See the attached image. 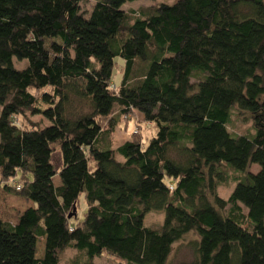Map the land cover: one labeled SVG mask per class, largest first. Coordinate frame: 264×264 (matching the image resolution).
I'll use <instances>...</instances> for the list:
<instances>
[{
    "label": "trees",
    "instance_id": "trees-1",
    "mask_svg": "<svg viewBox=\"0 0 264 264\" xmlns=\"http://www.w3.org/2000/svg\"><path fill=\"white\" fill-rule=\"evenodd\" d=\"M92 1L84 12V0H0V201L31 204L15 224L0 218V264H59L69 245L83 256L69 264L103 252L165 264L188 236L193 259L178 264H264V0H176L138 15L122 9L136 0ZM232 108L254 135L229 131ZM130 114L156 135L113 149ZM29 116L48 124L18 126ZM227 167L241 176L224 200ZM152 211L159 229L144 226Z\"/></svg>",
    "mask_w": 264,
    "mask_h": 264
},
{
    "label": "rangeland",
    "instance_id": "rangeland-1",
    "mask_svg": "<svg viewBox=\"0 0 264 264\" xmlns=\"http://www.w3.org/2000/svg\"><path fill=\"white\" fill-rule=\"evenodd\" d=\"M176 0H136L131 3H126L122 9L132 15H138L143 11L151 9L152 7H156L161 4H173ZM94 2L92 0H84L82 9L84 12H89L93 6ZM50 42H47L49 44ZM55 41L53 44H57ZM117 66L124 67V62L116 58ZM25 65V62L22 64L14 61L15 68H21ZM144 66L141 65L136 68L135 73L136 76H140L142 73ZM115 78L114 82L121 80L122 73L120 68L116 67L114 70ZM134 76L132 75V78ZM19 124V125H18ZM18 126L21 128L32 127V124H37L40 127L46 126L48 123L44 121L41 117H24L18 118ZM228 129L230 132L237 135H254L255 130L253 128L252 122L247 119H243L237 114L235 108H232L230 111L229 121H228ZM133 133H138V139H141L144 145H147L151 138L155 137L156 129L150 124H144L139 121V117L135 116V114H130L127 119L124 118L123 121L119 123L116 127L115 131L110 136V142L112 144L113 149H116L122 143L131 139ZM107 143V142H106ZM109 145V144H108ZM107 145L105 142L101 144L100 149H106ZM117 158L120 160V156L117 155ZM53 165L56 169L60 167L62 164V156L59 150H57L53 155ZM225 176L226 179L224 182L218 184V195L227 200L230 194L232 193L234 187L238 182V177L241 176V173L231 170L230 168H226ZM259 171V167L257 165H253L250 167V172L256 174ZM15 182H18V178L15 179ZM14 183V182H13ZM54 185H60V179L58 176H55L53 180ZM31 204L15 195H9L5 192L1 195L0 201V218L8 223L15 224L18 216L22 214ZM86 211V204L84 197H79V208L77 211L78 220L82 221L84 217V213ZM164 214L162 211H152L148 213L144 217V226L148 228L159 229L163 223ZM191 240V237L188 236L180 243H177L173 246L172 252L168 257L165 264H178L180 262H189L193 259L192 252L188 248L187 244ZM43 241L39 240L37 245V255L40 256L43 250ZM82 253L78 250H75L69 245L60 255L59 264H69L71 261L75 259L81 260L83 256ZM94 264H132L116 257L108 255L106 252H103L99 257L94 259Z\"/></svg>",
    "mask_w": 264,
    "mask_h": 264
},
{
    "label": "water",
    "instance_id": "water-1",
    "mask_svg": "<svg viewBox=\"0 0 264 264\" xmlns=\"http://www.w3.org/2000/svg\"><path fill=\"white\" fill-rule=\"evenodd\" d=\"M75 212H76V209L73 208V212H72V214L75 215ZM71 217H72V215H69V216H68V219H71Z\"/></svg>",
    "mask_w": 264,
    "mask_h": 264
},
{
    "label": "built area",
    "instance_id": "built-area-1",
    "mask_svg": "<svg viewBox=\"0 0 264 264\" xmlns=\"http://www.w3.org/2000/svg\"><path fill=\"white\" fill-rule=\"evenodd\" d=\"M17 122V120H16V118H14V123H16ZM17 190H18V188H17Z\"/></svg>",
    "mask_w": 264,
    "mask_h": 264
}]
</instances>
